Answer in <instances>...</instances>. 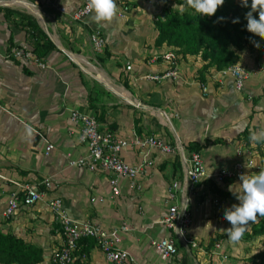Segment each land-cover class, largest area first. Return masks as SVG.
I'll use <instances>...</instances> for the list:
<instances>
[{"label": "crops", "instance_id": "crops-1", "mask_svg": "<svg viewBox=\"0 0 264 264\" xmlns=\"http://www.w3.org/2000/svg\"><path fill=\"white\" fill-rule=\"evenodd\" d=\"M26 1L38 9L32 20L53 48L42 60L44 69L9 58L11 41L32 50L33 40L19 27L23 4L0 0V232L41 248L38 264H50L61 234L47 201L58 196L71 218L118 230L119 247L134 264H250L263 246L258 237H247L249 226L235 210L250 206L251 183L264 180V51H239L235 64L249 75L237 90L227 67L205 68L199 53L156 44L155 16L168 8L189 10L179 0H94L92 13L81 20L72 14L85 0ZM93 29L105 39L101 52L92 48ZM168 52L178 57V78L148 79L165 69ZM72 109L93 113L101 129L120 139L153 135L175 152L123 148L121 157L140 170L134 180L119 177L114 195L112 174L69 164L87 152L70 121ZM194 148L209 176L248 159L262 170L247 168L243 178L221 183H190L184 169ZM46 178L51 188L38 187L39 202L9 219L1 216L11 192ZM173 183L179 187L169 200ZM185 204L192 218L189 242L178 240L177 255L167 258L150 242L171 234L162 223L169 206ZM72 264L108 262L93 239H84Z\"/></svg>", "mask_w": 264, "mask_h": 264}, {"label": "built area", "instance_id": "built-area-1", "mask_svg": "<svg viewBox=\"0 0 264 264\" xmlns=\"http://www.w3.org/2000/svg\"><path fill=\"white\" fill-rule=\"evenodd\" d=\"M13 4H25L26 0H7ZM165 2H176L178 0H162ZM47 3H52V0H46ZM29 3V2H28ZM31 5V4H30ZM94 0H85L73 14L75 20H81L89 16L94 7ZM32 6V5H31ZM63 12V8H59ZM92 48L96 52H101L105 49V39L98 29H93L89 36ZM8 57L25 62L32 61L40 68H46V64L42 59H39L33 51L26 46H13L8 52ZM163 62L166 67L159 73L149 74L148 79L159 82L164 79H177L178 73V57L168 52L163 55ZM128 65L126 69H130ZM226 71L233 78L234 86L237 90H242L245 80L249 72L239 65L227 67ZM205 90V87H203ZM70 121L78 127V139L80 144L86 148L85 156L70 160L72 166H79L90 171H104L112 174L111 181L112 191L114 195L119 193L117 179L126 177L130 180L139 173L140 167L130 165L120 155L123 148L134 146L144 149H159L161 152L171 154L175 152V148L169 143L163 141L156 136H146L144 138L134 137L132 142L116 137L112 131L103 130L93 113L72 109L70 111ZM52 145H47L46 154H48ZM187 166L184 169L185 181L197 183L204 178H214L217 182H223L226 179H241L244 171L247 168H253L256 171L262 170L261 165H256L253 160L248 159L246 162L237 161L230 168H223L216 174L209 176L205 172L202 155L199 151H192L189 158L186 160ZM51 188V183L48 178L44 179L39 185L23 184L20 190L10 193L6 206L1 212V216L5 219L11 218L21 207H32L39 202L43 195L39 190V186ZM179 187L178 183H173L168 189L167 197L169 200H174L175 190ZM181 187V184H180ZM47 205L54 215L55 221L58 224L61 234V243L54 250L50 264H72L76 252L79 248V243L84 239H93L95 245L102 252L108 264H134V258L129 252L119 247L120 237L118 230L105 231L98 224L89 221H78L71 218L65 211L63 200L61 197H52L47 201ZM162 223L171 231L167 237L159 240L152 239L151 245L160 251L165 257L173 258L177 255L176 242L188 243L187 230L192 224L190 211L186 204L178 207L171 205L167 213L162 219ZM122 231H126L127 227L122 226ZM218 247V245H217Z\"/></svg>", "mask_w": 264, "mask_h": 264}, {"label": "trees", "instance_id": "trees-1", "mask_svg": "<svg viewBox=\"0 0 264 264\" xmlns=\"http://www.w3.org/2000/svg\"><path fill=\"white\" fill-rule=\"evenodd\" d=\"M189 10L168 8L163 16H155L156 44L199 53L205 68L223 69L235 65L239 51L248 48L264 51V0H179ZM12 15V12H6ZM19 15L21 27L32 40V51L42 59L53 48L37 24ZM12 41L8 52L13 47ZM192 151H199L194 148ZM255 200L235 215L249 226L247 237H258L263 249L250 264H264V180L251 183ZM82 240L79 243L81 244ZM42 250L22 238L0 232V264H38Z\"/></svg>", "mask_w": 264, "mask_h": 264}, {"label": "rangeland", "instance_id": "rangeland-1", "mask_svg": "<svg viewBox=\"0 0 264 264\" xmlns=\"http://www.w3.org/2000/svg\"><path fill=\"white\" fill-rule=\"evenodd\" d=\"M28 3V2H27ZM17 12H18V14H20V15H23V16H25V17H27V18H31V19H33V20H35L36 19V17H35V15H33L28 9H26L25 7H18V9H17ZM35 18V19H34ZM37 20V19H36Z\"/></svg>", "mask_w": 264, "mask_h": 264}, {"label": "bare ground", "instance_id": "bare-ground-1", "mask_svg": "<svg viewBox=\"0 0 264 264\" xmlns=\"http://www.w3.org/2000/svg\"><path fill=\"white\" fill-rule=\"evenodd\" d=\"M23 6L28 9L31 13L35 14L36 16H38L39 14V11L37 8L31 6L29 3H25L23 4ZM41 15V14H40Z\"/></svg>", "mask_w": 264, "mask_h": 264}]
</instances>
